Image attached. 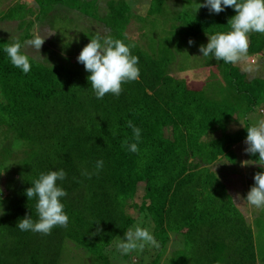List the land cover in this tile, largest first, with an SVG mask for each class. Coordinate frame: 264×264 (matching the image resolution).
I'll list each match as a JSON object with an SVG mask.
<instances>
[{
    "label": "trees",
    "instance_id": "trees-1",
    "mask_svg": "<svg viewBox=\"0 0 264 264\" xmlns=\"http://www.w3.org/2000/svg\"><path fill=\"white\" fill-rule=\"evenodd\" d=\"M33 1L34 20L24 24L18 40L29 56L27 74L4 52L17 40L0 34V133L7 136L0 167V174H7L0 188V264H57L66 241L99 264H111L107 250L140 214L153 225L159 245L152 264H159L170 242L181 249H173L165 264H264L252 224L214 168L223 158L236 167L232 148L245 141L253 125L248 115L264 108V80H247L235 64L202 54L203 62L210 59V66L220 69L223 82L203 90L172 74L180 44L191 39L206 45L207 36L229 31L234 9L216 14L205 7L196 10L204 0H141L146 14L134 17L142 31L153 30L157 22L169 29L148 51L123 35L132 18L123 1L109 0L106 11L102 0ZM68 11L95 25L79 38L82 48L97 34L111 36L139 58V79L122 84L119 96L97 99L90 73L72 60L69 51L78 44L68 42L76 27L68 26ZM28 12L34 16L28 5L16 4L5 14L17 23ZM35 22L45 23L53 34L48 43L57 44L66 57L58 52L57 61L51 50L36 58L24 50ZM248 40L247 57L264 56V34L251 32ZM129 120L141 130L135 153L122 146L125 140L136 142ZM12 145L25 148L13 167ZM247 157L257 165L254 174L264 171L258 154ZM99 160L103 166L97 169ZM61 169L66 177L57 184L67 192L61 198L67 227L57 226L48 235L21 231L18 220L38 219L37 200H28L25 190L41 173ZM253 185L254 180L247 190Z\"/></svg>",
    "mask_w": 264,
    "mask_h": 264
},
{
    "label": "clouds",
    "instance_id": "clouds-1",
    "mask_svg": "<svg viewBox=\"0 0 264 264\" xmlns=\"http://www.w3.org/2000/svg\"><path fill=\"white\" fill-rule=\"evenodd\" d=\"M200 7L208 8L210 12L216 14L228 7L234 9L236 13L228 20L229 31L207 36V44L199 47L204 57L212 56L215 60H222L224 63L237 64L247 58L249 33L264 34V0H204L203 4H198L196 10ZM50 35L53 34L42 36L37 31L32 39L25 42V47L33 48L39 53L45 39ZM188 43L191 45L193 41L190 39ZM21 48V43L17 41L6 45L4 52L14 67L27 74L31 70V64L29 56L22 52ZM76 59L78 63L83 64L85 71L90 73L87 79L97 99H102L109 93L119 96L122 92V84L139 79L140 72L137 67L139 58L131 54L130 46L111 36L102 37L97 34L81 49ZM127 126L132 129L133 139L136 142L128 143L125 140L122 141V146H127L131 152H138L141 130L130 120ZM246 130L244 143L247 147L244 151L251 155L258 154V160L264 162V119ZM248 164V161L242 162V166ZM102 166L103 161H97L96 168L100 169ZM65 177L66 172L61 169L41 173L39 178L32 182V186L25 190V195L28 200L36 198L35 208L38 219L34 222L30 216H25L18 220L16 227L21 231L44 235L50 234L57 226L67 227L68 216L61 202V198L65 197L67 192L57 184V181H62ZM253 180L254 185L250 187L245 197L242 198L237 193L232 199L237 202L243 200L256 209H262L264 208V171L255 173ZM2 214L3 210L0 208V215ZM145 244L159 247L154 236L146 228L136 227L125 232L116 247L121 254L127 255L137 249L143 250Z\"/></svg>",
    "mask_w": 264,
    "mask_h": 264
},
{
    "label": "rangeland",
    "instance_id": "rangeland-1",
    "mask_svg": "<svg viewBox=\"0 0 264 264\" xmlns=\"http://www.w3.org/2000/svg\"><path fill=\"white\" fill-rule=\"evenodd\" d=\"M109 0H102L101 2V9L102 11H106L108 8V2ZM116 1V0H114ZM123 1L126 5L131 8V15L132 18L130 19L129 23L127 24L125 31L123 32V35L130 40L136 41L138 44H140V48H144L146 46V49L150 51L151 46L154 47L155 40H158L162 37V35L168 34L167 32L169 29L164 26L163 22H157L156 27L154 29H146L144 32L142 31L141 24L136 20V15L143 16L146 14L147 8H142L141 0H118ZM117 2V1H116ZM16 4H25L28 5L33 11L34 16L30 12L24 14V17L21 21L13 22L8 21L6 19V10L10 8L11 6H14ZM36 4L33 0H3V5L0 0V34L5 36L4 38L6 40L12 41V40H19L20 37L23 36L24 33V26L26 25L27 21L34 20L35 17V9ZM138 9V11H137ZM61 11V10H60ZM65 11L61 12L64 13ZM68 18L71 20L69 22L68 26L73 27V25H76L74 27V30L72 33L68 34V37L70 39L71 45L78 44L79 38L82 37L83 33H86V27L89 26L95 27L92 23H90V20H85L82 16H80L78 13L74 11H68ZM19 22L21 23V27L18 26ZM25 24V25H24ZM35 25L31 29V33L34 36V34L39 31V33L42 36H47L50 34L49 30L45 27V23L40 26L38 23H34ZM23 26V27H22ZM101 26V25H100ZM20 29H19V28ZM98 28V27H96ZM102 30V29H101ZM51 38L48 36L41 49L39 50V53L30 47H25L24 50L28 52L29 55H33L36 58L42 57V54L47 55L51 50L52 57L55 56L57 61L60 59L56 55L58 52L62 54L63 56L59 57H66L64 53H62L58 48L59 46L57 44H53L52 42L48 43V39ZM81 40V39H80ZM186 42V41H185ZM143 45V46H142ZM145 45V46H144ZM201 45H197V42H193L191 45L189 43L187 44H180L178 58L176 63H174V69L172 71V74L179 78L184 79L187 86L191 88H199L205 90L207 87L212 86L213 84L218 85V83L223 82V75L220 71V69L216 66H210L211 61L210 59H206V61L203 62V57H201V53L199 51V47ZM74 47V46H73ZM82 46L80 44L77 45V48H75L74 52L71 50V58L72 60H75L77 62V56L79 55L81 51ZM47 50V51H46ZM50 57V55H49ZM76 65H79V63H75ZM239 68H241L246 75L247 80L252 79H261L264 80V56H257L252 55L250 57H247L246 59L240 61L239 63L235 64ZM216 93V92H214ZM223 97V96H219ZM264 119V108L260 111L256 109V111L250 113L248 115V120L254 125L259 120ZM241 120V118H239ZM238 120V121H239ZM238 126H232L233 129H235ZM6 135L0 133V167L4 163V156H5V150H4V144L6 143ZM13 149L12 156L10 157V161L13 163L12 167L16 164L18 160H20L23 157V152L25 148L22 146H11ZM246 148V144L243 142L240 145H236L232 148L233 154L235 155V163L236 167L233 166L230 162H228L226 159H221L220 163H217V165L214 167L215 170L221 171V177L220 179L224 182L226 185V188L228 192L235 197V195L238 193L242 198L245 194H247L248 186L250 185V182L253 181V176L255 169L257 168V165L253 162H251L248 157L247 153L244 151ZM248 161V165L242 166V162ZM223 176V177H222ZM4 177H7V174L1 172L0 174V188H2V183ZM223 178V179H222ZM0 194H3V192H0ZM237 207L244 213V215L247 217L248 223L252 224V230H253V238L256 243V248L258 253H261L260 250L264 249V208L262 209H256L252 208L251 206L246 203V201H235ZM252 213H254V218ZM134 224L130 227L131 229H135L136 227L146 228L151 234L153 233V225L149 220H144V215L140 214L136 219H134ZM123 238H117L114 240L112 245L107 250V255L109 256V259L111 261V264H152V260L157 254V249L155 246L151 244H145V247L143 250L137 249L134 251L129 252L127 255L121 254L117 250V243ZM176 244L173 246V244L170 242L168 244L167 250L164 253V255L161 257V260L159 261V264H165V259L171 255V251L173 249L180 250L181 248L177 246ZM57 264H99L95 258L90 255L87 251L82 249L81 247L75 245L74 243L70 241H66L63 244L62 251L60 254V258L57 261Z\"/></svg>",
    "mask_w": 264,
    "mask_h": 264
}]
</instances>
